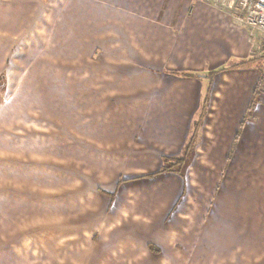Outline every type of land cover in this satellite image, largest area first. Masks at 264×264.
Returning <instances> with one entry per match:
<instances>
[{"label": "crops", "instance_id": "1", "mask_svg": "<svg viewBox=\"0 0 264 264\" xmlns=\"http://www.w3.org/2000/svg\"><path fill=\"white\" fill-rule=\"evenodd\" d=\"M208 1L0 0V78L7 80L23 45L63 39L66 56H74L96 37L99 58L110 61L112 53L105 69L121 77L97 86L110 93V104L97 105L104 138L127 136L147 150L106 165L108 173H143L136 181L148 192L116 196L119 180L114 192L103 188L106 224L85 233L91 242L69 241L78 228L74 214L65 215L61 264H264V36L250 42L247 30ZM58 27L63 38L43 32ZM137 74L144 80L129 79ZM80 76L61 91L89 92L82 85L88 74ZM132 92L145 93L143 101L126 95ZM118 106L120 118L109 111ZM190 145L187 169L164 172ZM8 147L0 138L1 172ZM15 220L0 211V264H40L35 248L26 260V230Z\"/></svg>", "mask_w": 264, "mask_h": 264}, {"label": "rangeland", "instance_id": "2", "mask_svg": "<svg viewBox=\"0 0 264 264\" xmlns=\"http://www.w3.org/2000/svg\"><path fill=\"white\" fill-rule=\"evenodd\" d=\"M51 16L59 14L53 12ZM109 20L111 18L105 19ZM43 32H50L53 38H63L64 30L58 27ZM52 40L54 43L49 44ZM96 40V37L87 38L83 50L78 49L74 56L70 53L66 56L63 39L48 38L41 45H23L19 60L8 67L7 80L2 78L0 83V117L5 116L0 122V138L9 145L8 170L5 171L4 158V172L0 171V211L17 219L13 223H23L27 248L24 256L29 262L35 248V261L61 264L60 256L67 238L64 234L66 214H74L73 224L78 228L72 231L69 241L91 242L92 237L85 233L91 234L106 224L103 217L110 196L103 188L114 192L119 180L122 185L116 189V196L140 197L148 192L145 184L136 181L143 173L104 171L108 164L111 168L113 159L123 160V155L145 154L147 150L136 147L127 136L118 135L120 139L115 141L104 138V109L97 105L110 104V93L97 86L111 84L121 77L105 69L114 64L112 53L110 61L99 58L102 50ZM11 50L12 46L10 53ZM124 65L139 67L133 61H126ZM82 72L88 74L82 85L89 88V92L61 91L65 83L79 85ZM129 79L144 80V77L137 74ZM262 88V85L258 87L259 91ZM126 95L143 101L145 93ZM97 96L100 104L93 98ZM121 108L109 111L119 115ZM122 127L136 129L135 125ZM110 182L113 187L108 188ZM81 214L86 215L83 221L76 219Z\"/></svg>", "mask_w": 264, "mask_h": 264}, {"label": "built area", "instance_id": "3", "mask_svg": "<svg viewBox=\"0 0 264 264\" xmlns=\"http://www.w3.org/2000/svg\"><path fill=\"white\" fill-rule=\"evenodd\" d=\"M215 9L227 14L239 27L247 30L250 42L264 36V0H209Z\"/></svg>", "mask_w": 264, "mask_h": 264}, {"label": "trees", "instance_id": "4", "mask_svg": "<svg viewBox=\"0 0 264 264\" xmlns=\"http://www.w3.org/2000/svg\"><path fill=\"white\" fill-rule=\"evenodd\" d=\"M262 81L263 80H261V84H262ZM1 82H2V78H0V83ZM255 100H254V102H255ZM254 102H252V104L250 106V109H251V107H252V105H253ZM194 138H195V136L192 138V141H194ZM192 147H193V145H190L188 147V149H187V151H186V153L184 155V158L177 160L174 164H171V166L166 167L163 171L164 172H167V171H170V170L172 171V169H174V168L175 169L176 168H179V170L182 169V168H185V170H186L187 167L189 166L190 160H191V158L193 156Z\"/></svg>", "mask_w": 264, "mask_h": 264}]
</instances>
